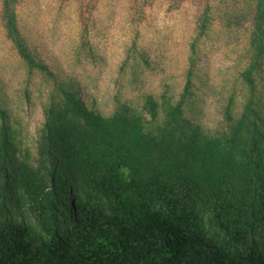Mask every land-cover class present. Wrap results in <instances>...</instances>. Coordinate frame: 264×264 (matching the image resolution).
<instances>
[{"label": "trees", "instance_id": "obj_1", "mask_svg": "<svg viewBox=\"0 0 264 264\" xmlns=\"http://www.w3.org/2000/svg\"><path fill=\"white\" fill-rule=\"evenodd\" d=\"M136 1L142 21L149 0ZM17 4L0 0L5 36L49 93L30 154L0 102V264H264V0H219L214 11L206 1L177 96L164 84L157 97L122 98L123 84L143 86L149 67L133 41L107 114L82 95L83 74L106 71L89 16H77L78 43L60 76L29 48ZM212 30L244 38L216 132L190 106L196 51Z\"/></svg>", "mask_w": 264, "mask_h": 264}, {"label": "rangeland", "instance_id": "obj_2", "mask_svg": "<svg viewBox=\"0 0 264 264\" xmlns=\"http://www.w3.org/2000/svg\"><path fill=\"white\" fill-rule=\"evenodd\" d=\"M206 1L149 0L143 7L142 21L134 20L136 0H18L16 11L29 48L51 70H59L60 76L69 71L68 63L78 43L77 16L79 13L89 16V40L102 56L106 71L97 76H94L97 70H92L90 76L83 74L82 95L86 100L88 95L96 98L97 109L107 114L113 101V83L118 79L117 67L133 41L149 67H141L139 78L143 86L133 88L127 82L123 84L122 98L139 102L136 98L144 92L157 97L164 84L171 88L170 94L178 95L188 65L189 45L197 33V18ZM218 1L209 0L212 10ZM231 40L232 35L212 30L196 51V90L190 106L197 113L196 119L212 132L221 126L227 91L236 87L237 74L242 69L239 58L244 38ZM24 90L29 92L28 102ZM256 92L264 104V73L256 81ZM48 93L49 85L40 74L27 75L0 20V102L11 118L19 122L17 136L22 153L26 150L33 153L42 119L41 106ZM244 94L237 85L238 109Z\"/></svg>", "mask_w": 264, "mask_h": 264}]
</instances>
